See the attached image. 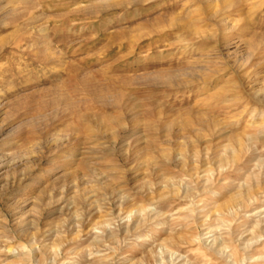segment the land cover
<instances>
[{"label": "rangeland", "instance_id": "1", "mask_svg": "<svg viewBox=\"0 0 264 264\" xmlns=\"http://www.w3.org/2000/svg\"><path fill=\"white\" fill-rule=\"evenodd\" d=\"M0 264H264V0H0Z\"/></svg>", "mask_w": 264, "mask_h": 264}]
</instances>
